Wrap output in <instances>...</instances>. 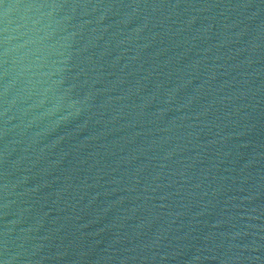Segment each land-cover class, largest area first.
I'll use <instances>...</instances> for the list:
<instances>
[{
    "label": "water",
    "instance_id": "water-1",
    "mask_svg": "<svg viewBox=\"0 0 264 264\" xmlns=\"http://www.w3.org/2000/svg\"><path fill=\"white\" fill-rule=\"evenodd\" d=\"M0 264H264V0H0Z\"/></svg>",
    "mask_w": 264,
    "mask_h": 264
}]
</instances>
